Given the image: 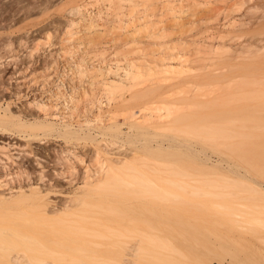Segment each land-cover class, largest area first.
I'll list each match as a JSON object with an SVG mask.
<instances>
[{"label":"bare ground","instance_id":"bare-ground-1","mask_svg":"<svg viewBox=\"0 0 264 264\" xmlns=\"http://www.w3.org/2000/svg\"><path fill=\"white\" fill-rule=\"evenodd\" d=\"M121 1L138 4L109 0L108 6ZM148 2L143 16L156 18ZM250 2L242 0L238 11L247 5L251 18L245 14L242 26L228 33L244 38L233 54L223 51L210 64L178 70L164 65L167 58L144 69L126 58L124 78L104 88L109 119L99 109L93 127L89 120L79 129L24 120L0 105V133L17 135L30 148L16 173L28 184L0 195V264L264 263V0ZM169 9L178 11L176 4ZM246 19L249 29L242 28ZM50 139L62 146H32ZM82 143L91 149L76 156L85 165L79 173L69 155ZM53 157L66 161L56 176L43 166ZM57 176L68 179L67 188ZM57 194L67 196L57 203L51 199ZM174 227L222 231V243L232 249L177 247L170 240Z\"/></svg>","mask_w":264,"mask_h":264},{"label":"rangeland","instance_id":"rangeland-1","mask_svg":"<svg viewBox=\"0 0 264 264\" xmlns=\"http://www.w3.org/2000/svg\"><path fill=\"white\" fill-rule=\"evenodd\" d=\"M137 1L138 4L115 2L114 9H110L109 0H104V5L99 0H0L1 107L9 108L24 120L65 122L73 124V129H79L78 124L89 120L93 127L97 125L100 110V114L105 115L103 120L109 119L106 112L112 107L107 105L104 88L112 81L124 78L127 61L140 69L147 65L155 68L157 58H167L164 65L173 70L181 66L196 68L210 64L223 51L233 54L234 49L243 43L244 38L232 39L228 33L242 26L240 20L245 14L251 18L250 10L245 11L247 5L238 11L242 0H152L147 5L156 9V18L143 16L144 0ZM249 1L250 4L255 2ZM175 4L176 13L169 9ZM150 22L154 24L150 25ZM235 22L236 27L231 26ZM246 23L247 26L242 28L249 29L251 24L247 19ZM171 75L166 74L172 78ZM182 78L184 76L174 81L179 82ZM111 104L116 105L115 102ZM136 117L139 118L140 114L137 113ZM117 120L123 123L124 116H118ZM84 129L87 131L88 127L85 125ZM20 139L17 135L0 133V195L8 197L17 191L20 183L25 187L28 184L24 178L16 179L20 163L26 160L24 152L30 149ZM61 143V139L43 143L34 140L32 146L45 151L58 149ZM83 144L75 146L73 154L69 155L82 169L85 165L80 164L76 156L91 149ZM116 146L109 147V151ZM65 164V160L57 161L55 157L51 161L43 159L44 171L49 175L56 176L65 169ZM219 166L233 175L228 172L226 164ZM78 168V172L85 171V168ZM40 169L36 168L37 171ZM76 176L79 175L76 173ZM56 178L62 186L68 187L67 178ZM42 183L38 182L39 185ZM66 196L57 194L51 199L59 203ZM187 231L174 227L171 242L195 252L208 247L232 249L222 243L226 239L222 231L217 234L204 230ZM247 237L251 242L259 243L252 236ZM214 263L218 264V261L214 260Z\"/></svg>","mask_w":264,"mask_h":264},{"label":"crops","instance_id":"crops-1","mask_svg":"<svg viewBox=\"0 0 264 264\" xmlns=\"http://www.w3.org/2000/svg\"><path fill=\"white\" fill-rule=\"evenodd\" d=\"M263 132H264V131H263ZM263 137H264V136H263ZM263 137H262V138H263ZM262 157H263V159H264V155H263Z\"/></svg>","mask_w":264,"mask_h":264}]
</instances>
